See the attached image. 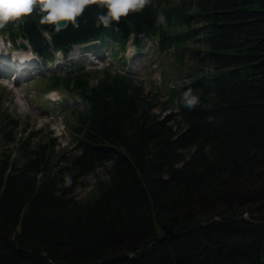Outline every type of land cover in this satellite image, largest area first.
Instances as JSON below:
<instances>
[{
	"label": "trees",
	"instance_id": "trees-1",
	"mask_svg": "<svg viewBox=\"0 0 264 264\" xmlns=\"http://www.w3.org/2000/svg\"><path fill=\"white\" fill-rule=\"evenodd\" d=\"M100 11L78 29L34 12L1 31L48 64L76 44L119 56L156 41L177 81L147 88L109 66H60L48 91L81 102L62 109L73 149L22 134L0 109V264H264V0H152L108 28L94 26Z\"/></svg>",
	"mask_w": 264,
	"mask_h": 264
},
{
	"label": "rangeland",
	"instance_id": "rangeland-1",
	"mask_svg": "<svg viewBox=\"0 0 264 264\" xmlns=\"http://www.w3.org/2000/svg\"><path fill=\"white\" fill-rule=\"evenodd\" d=\"M22 41L27 42L23 38L12 40L8 33L0 29V43L7 49L6 52L1 51L2 55L13 57L17 55L15 52L26 49L25 51H30L31 59L35 63L32 68H26L20 77L19 70L12 75L0 74V109L20 120L22 134L43 130L45 134L53 137L57 143L56 151L73 149L72 134L65 118L67 113L64 112L71 111L74 107H82L81 103L77 104L73 97L60 90L50 89L48 91L50 88L48 77L56 74L60 66L69 65L72 61L82 63L91 69L109 66L113 70L133 73L147 88L165 87L177 81L172 55L160 52L156 47V41L147 40L138 51L130 43L128 51L124 55L119 52V56H114L116 51H119L114 45L100 46L98 42L75 45L69 58L65 59L58 54L57 63L50 64L32 53L29 45L28 48L21 49L20 42ZM9 64L15 66L5 58L0 60V68L9 66ZM52 92L58 94V100L53 101L49 98ZM5 148H9V145L1 143L0 153ZM94 182L95 177H88L87 184L89 185L80 187L77 191L78 195L85 196Z\"/></svg>",
	"mask_w": 264,
	"mask_h": 264
},
{
	"label": "clouds",
	"instance_id": "clouds-1",
	"mask_svg": "<svg viewBox=\"0 0 264 264\" xmlns=\"http://www.w3.org/2000/svg\"><path fill=\"white\" fill-rule=\"evenodd\" d=\"M151 3L152 0H0V29L31 16L34 12L38 13L41 25L52 26L57 32L66 30L69 26L78 29L80 18L92 6L101 10L95 17L94 26L99 28L103 25L108 28L114 23L119 24L131 14L142 12ZM156 23H166L162 13L158 15ZM0 51H7L2 43ZM49 98L53 101L59 99L56 92L50 93ZM181 101L185 108L192 110L199 105L200 98L193 94L191 88H187L183 91ZM71 184V176L66 173L64 185L69 187Z\"/></svg>",
	"mask_w": 264,
	"mask_h": 264
},
{
	"label": "bare ground",
	"instance_id": "bare-ground-1",
	"mask_svg": "<svg viewBox=\"0 0 264 264\" xmlns=\"http://www.w3.org/2000/svg\"><path fill=\"white\" fill-rule=\"evenodd\" d=\"M21 49H24L23 47H21ZM26 50V49H25ZM25 50H21V51H19V52H15V54H18L19 56H21L22 57V60H25L26 62H25V65L27 66V64H29L30 63V67H26L27 69H29V68H32L33 66H35V63L34 62H30V59H31V56H30V51H25ZM31 50V49H30ZM31 52H32V50H31ZM33 53V52H32ZM74 54V53H73ZM0 60H2V59H0ZM16 62H18V63H20L19 62V60H16ZM26 68H18V72H19V77L22 75V71L23 70H25ZM16 70H14V69H11V68H9V67H4V68H0V74L1 75H4V74H10V75H12L14 72H15Z\"/></svg>",
	"mask_w": 264,
	"mask_h": 264
},
{
	"label": "water",
	"instance_id": "water-1",
	"mask_svg": "<svg viewBox=\"0 0 264 264\" xmlns=\"http://www.w3.org/2000/svg\"><path fill=\"white\" fill-rule=\"evenodd\" d=\"M20 46L23 48H28V43L25 41L20 42Z\"/></svg>",
	"mask_w": 264,
	"mask_h": 264
}]
</instances>
